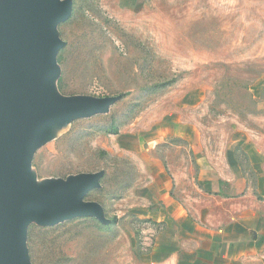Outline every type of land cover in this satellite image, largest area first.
Wrapping results in <instances>:
<instances>
[{
	"label": "rangeland",
	"instance_id": "1",
	"mask_svg": "<svg viewBox=\"0 0 264 264\" xmlns=\"http://www.w3.org/2000/svg\"><path fill=\"white\" fill-rule=\"evenodd\" d=\"M70 1L55 30L63 47L49 88L62 98L114 102L107 113L43 129L30 174L44 191L100 174L83 201L98 204L104 221L80 216L47 225L43 212L30 210L29 263L148 264L132 247L122 201L145 183L149 159L167 165L175 195L193 214H211L218 224L264 211L242 149L257 145L264 161V0ZM175 127L194 129L193 147ZM118 135L133 137L136 149L120 148ZM201 155L227 181L217 195L197 183Z\"/></svg>",
	"mask_w": 264,
	"mask_h": 264
},
{
	"label": "water",
	"instance_id": "2",
	"mask_svg": "<svg viewBox=\"0 0 264 264\" xmlns=\"http://www.w3.org/2000/svg\"><path fill=\"white\" fill-rule=\"evenodd\" d=\"M71 11L65 0H0V264H30L25 251L29 211L47 225L80 216L103 222L101 207L83 201L100 174L74 177L44 191L32 180L30 160L48 126L107 113L113 98H62L49 88L63 43L56 26Z\"/></svg>",
	"mask_w": 264,
	"mask_h": 264
},
{
	"label": "crops",
	"instance_id": "3",
	"mask_svg": "<svg viewBox=\"0 0 264 264\" xmlns=\"http://www.w3.org/2000/svg\"><path fill=\"white\" fill-rule=\"evenodd\" d=\"M162 128L164 130V125ZM174 130L179 131L176 136L189 145L196 143L194 129L175 127ZM118 137L120 148L136 149L133 137ZM247 144L242 149L255 172V189L264 198L262 150L255 144ZM196 166L199 187L213 195L222 192L227 181L218 175L211 161L201 155L197 157ZM144 179V184L134 187L123 199L122 213L132 222L128 229L132 247L146 263L247 264L253 259L264 258V211L232 215L226 223L216 224L207 219L215 216L193 214L181 203L173 190V175L161 161L149 159L145 162Z\"/></svg>",
	"mask_w": 264,
	"mask_h": 264
},
{
	"label": "trees",
	"instance_id": "4",
	"mask_svg": "<svg viewBox=\"0 0 264 264\" xmlns=\"http://www.w3.org/2000/svg\"><path fill=\"white\" fill-rule=\"evenodd\" d=\"M113 132H114L115 135L118 134V131H116V130H114ZM118 140H119V139H118ZM130 141H131V140H130ZM119 142H120V140H119Z\"/></svg>",
	"mask_w": 264,
	"mask_h": 264
}]
</instances>
